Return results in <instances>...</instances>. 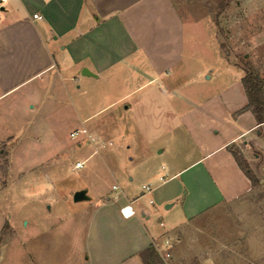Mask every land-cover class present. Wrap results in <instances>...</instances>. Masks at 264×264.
Here are the masks:
<instances>
[{
	"label": "rangeland",
	"instance_id": "1",
	"mask_svg": "<svg viewBox=\"0 0 264 264\" xmlns=\"http://www.w3.org/2000/svg\"><path fill=\"white\" fill-rule=\"evenodd\" d=\"M174 1L184 15V50L180 64L168 73L163 94L154 86L147 90L149 105L141 102L116 122H102L108 117L102 114L82 123L83 113L94 114L109 97L101 89L88 95L68 84L71 99L62 91L58 106L27 110L16 137L5 143L13 168L8 172L4 162L0 166V264H83L85 208L97 198L121 202L142 186L155 187L161 166L166 173L171 165L183 166L198 156V148L208 139L223 141L248 126V119L237 120L246 113H240L241 67L256 73L264 88V4L255 5L264 0H254L252 5L246 0H202L205 5ZM50 91L49 87L42 90ZM127 91L124 87L119 93ZM137 95L126 103L140 102L143 94ZM13 97L0 98V107ZM35 126L41 135L36 153H28L34 151L30 145L25 147L27 153H20L19 145L30 141ZM254 134L233 151L241 155L239 150H245V161L258 184L237 202L207 209L191 222L186 237L190 252L182 253L176 233L164 264H204L205 253L212 254L207 247L212 251L214 244L236 245L235 253L241 255L232 258L222 252L219 264H264V145L247 141ZM163 149L165 153L157 155ZM24 160L32 165L36 161L37 169L27 174L40 175L37 183L17 178L22 170L16 166H23ZM77 162L83 166L75 170ZM112 186L118 190L113 192ZM79 191H86L89 201L74 202L73 195ZM149 199L143 197L134 207L149 208ZM177 205L166 214V224L173 228L181 210ZM153 222L158 224L156 218Z\"/></svg>",
	"mask_w": 264,
	"mask_h": 264
},
{
	"label": "crops",
	"instance_id": "2",
	"mask_svg": "<svg viewBox=\"0 0 264 264\" xmlns=\"http://www.w3.org/2000/svg\"><path fill=\"white\" fill-rule=\"evenodd\" d=\"M181 1L184 5H205L202 0ZM253 1L244 2L252 5ZM258 4L264 2L255 5ZM175 5L174 0H5L3 3L0 0V98L15 96L0 107V148H5L0 151V166L4 162L8 172L13 168L11 151L6 150L5 143L16 137L14 132L21 128L27 110L58 106L62 103V91L71 99L68 84L88 95L101 89L109 97L94 114L83 113L82 123L102 114L108 116L102 122H116L117 117L134 110L141 102L149 105L147 90L154 86L163 94L162 90L168 86V73L180 64L184 50V15ZM34 15L41 19H33ZM85 71L88 76L82 75ZM32 84V88L23 91ZM48 87L50 93L42 92ZM124 87L128 91L119 93ZM241 93L244 101L240 109H243L247 99L242 84ZM137 94H143L140 102L136 98L137 101L126 103ZM120 105L125 108L118 109ZM84 108L81 106L80 111L85 112ZM243 117L249 121L243 131L223 141L208 139L198 148V156L183 166L167 167V173L166 167L161 166L157 184L150 193H144L145 186H142L135 196L131 192V198L125 196L121 202L112 203L107 196L97 198L85 208L83 264H142L138 257L140 252L150 246L160 247L165 242L174 245L176 233L182 253L189 251L191 245L186 237L191 222L207 209L233 204L252 190L231 152H235L234 148L247 135L254 133L247 141L264 145V125L257 126L250 112L237 120ZM32 133L26 144L19 141L20 153H27L25 147L29 145L31 150L38 146L37 138L41 135L36 126ZM244 144L246 149L248 143ZM239 152L247 160L245 150ZM28 153L34 156L36 152ZM164 153L163 149L157 155ZM34 162L32 165L24 160L23 166H16L23 171L16 173L17 178H29L30 184L37 183L40 175L37 178L35 172L27 174V170L37 169ZM160 178L164 181L160 182ZM145 196L150 197L149 208L134 207ZM113 198L116 199V194ZM130 202L136 215L123 219L119 209ZM178 203L181 210L176 218L178 225L173 228L166 224V214ZM155 218L158 224L153 222ZM213 246L212 251L207 247L212 254L205 253L204 264H219L217 257L222 252L232 258L241 256L235 253L236 245Z\"/></svg>",
	"mask_w": 264,
	"mask_h": 264
},
{
	"label": "trees",
	"instance_id": "3",
	"mask_svg": "<svg viewBox=\"0 0 264 264\" xmlns=\"http://www.w3.org/2000/svg\"><path fill=\"white\" fill-rule=\"evenodd\" d=\"M225 8V5L221 7V10ZM241 69L244 71V76L241 79V84L247 99V105L240 111L250 112L256 122L257 126L264 125V88L258 75L254 73L249 67L243 66ZM235 162L240 170L250 181L251 187L254 188L258 181L249 170L246 161L237 152H231ZM7 229V225L4 226L3 231ZM142 264H164L160 256L157 254L156 249L153 246L143 250L138 255Z\"/></svg>",
	"mask_w": 264,
	"mask_h": 264
},
{
	"label": "built area",
	"instance_id": "4",
	"mask_svg": "<svg viewBox=\"0 0 264 264\" xmlns=\"http://www.w3.org/2000/svg\"><path fill=\"white\" fill-rule=\"evenodd\" d=\"M4 1L5 0H1V3H3ZM33 19H41V18L37 17V15H34ZM71 136H73V134ZM89 139H90V142H92V139L91 138H89ZM82 166H83V163H81V162L76 163L74 165V169L75 170L81 169ZM159 181L160 182L164 181V178H160ZM112 190L117 191L118 188L113 186ZM143 191H144V193L148 194L151 192V188L149 186L143 187ZM149 203H150V205L153 204L152 201H150ZM132 204H133V202L126 203L123 207H121L119 209V213L123 219H129V218H132L136 215ZM154 248L156 249V252L160 256L162 261L166 262V260L170 259L169 251L172 248V245L169 242H165L164 245L162 246V248H160V247H154Z\"/></svg>",
	"mask_w": 264,
	"mask_h": 264
},
{
	"label": "water",
	"instance_id": "5",
	"mask_svg": "<svg viewBox=\"0 0 264 264\" xmlns=\"http://www.w3.org/2000/svg\"><path fill=\"white\" fill-rule=\"evenodd\" d=\"M82 75H87L88 76L89 73L85 71V72H82ZM73 200H74V202L88 201V197H87L86 191L76 192L73 195Z\"/></svg>",
	"mask_w": 264,
	"mask_h": 264
}]
</instances>
